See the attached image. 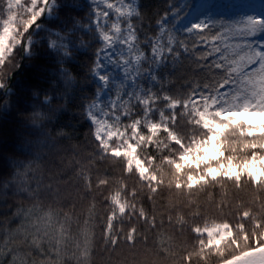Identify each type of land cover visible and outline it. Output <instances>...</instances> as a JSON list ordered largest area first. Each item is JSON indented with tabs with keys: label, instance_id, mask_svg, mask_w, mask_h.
I'll return each instance as SVG.
<instances>
[{
	"label": "snow or ice",
	"instance_id": "1",
	"mask_svg": "<svg viewBox=\"0 0 264 264\" xmlns=\"http://www.w3.org/2000/svg\"><path fill=\"white\" fill-rule=\"evenodd\" d=\"M0 264H264V0H0Z\"/></svg>",
	"mask_w": 264,
	"mask_h": 264
},
{
	"label": "trees",
	"instance_id": "2",
	"mask_svg": "<svg viewBox=\"0 0 264 264\" xmlns=\"http://www.w3.org/2000/svg\"><path fill=\"white\" fill-rule=\"evenodd\" d=\"M146 2H152V0H146Z\"/></svg>",
	"mask_w": 264,
	"mask_h": 264
}]
</instances>
